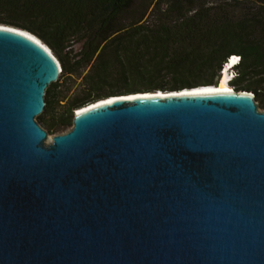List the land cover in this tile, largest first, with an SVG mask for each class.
Instances as JSON below:
<instances>
[{
  "label": "water",
  "instance_id": "water-1",
  "mask_svg": "<svg viewBox=\"0 0 264 264\" xmlns=\"http://www.w3.org/2000/svg\"><path fill=\"white\" fill-rule=\"evenodd\" d=\"M61 74L0 25V264H264L253 91L111 96L51 137L37 118Z\"/></svg>",
  "mask_w": 264,
  "mask_h": 264
},
{
  "label": "trees",
  "instance_id": "trees-1",
  "mask_svg": "<svg viewBox=\"0 0 264 264\" xmlns=\"http://www.w3.org/2000/svg\"><path fill=\"white\" fill-rule=\"evenodd\" d=\"M0 25L41 39L59 81L82 79L61 113L62 85L48 89L40 120L51 130L116 94L218 86L237 55L230 85L260 92L264 106V0H0Z\"/></svg>",
  "mask_w": 264,
  "mask_h": 264
},
{
  "label": "rangeland",
  "instance_id": "rangeland-1",
  "mask_svg": "<svg viewBox=\"0 0 264 264\" xmlns=\"http://www.w3.org/2000/svg\"><path fill=\"white\" fill-rule=\"evenodd\" d=\"M59 83H60V85H62L59 88L60 96L62 98H65V100L63 102H61V104L58 106L57 112L61 113L62 110L64 109L63 107L66 104V102L70 98L74 97V95H76L79 92L78 90L80 88V85L82 84V79H80V78H78L76 76H73V77L67 76L65 80H61V81H59ZM231 87L236 89V87H234V86H231ZM50 88H52V86ZM236 90L239 91V89H236ZM157 91H161V92H176V91H171V90H164V91L157 90ZM242 91H245V90H242ZM145 92H147V91L141 89V90H136L132 94L145 93ZM153 92H155V91H153ZM253 92L256 94V100H257V103L259 105L260 111L264 112V106L260 102V99H261V97H263V95L260 94V92H256V91H253ZM119 95H125V94L124 93H120V94H116L114 96H119ZM76 112L77 111H75L74 115H76ZM41 116H44V114H42ZM40 117L37 118V121L49 132L51 137L54 136V135H59V134L66 133V132L70 131L72 129V127H73V123H71V124L67 123V124H63V125L62 124L58 125L56 128H53L51 130V129L45 127V125L41 122Z\"/></svg>",
  "mask_w": 264,
  "mask_h": 264
},
{
  "label": "bare ground",
  "instance_id": "bare-ground-1",
  "mask_svg": "<svg viewBox=\"0 0 264 264\" xmlns=\"http://www.w3.org/2000/svg\"><path fill=\"white\" fill-rule=\"evenodd\" d=\"M236 61H237V59L234 58L232 60L231 64L226 66V69L222 73V77H221V80H220L218 86L198 87V88L195 89L196 90L195 92L196 93H204V92H208V91H226V90H230L231 89V86L229 85V81H230L229 73L231 72L230 68L233 67V66H236V64H237ZM169 93H171V92H169ZM172 93L175 94V92H172ZM165 94H166L165 92L162 93V95H165ZM142 95H144V94H138V96L136 94L131 95L132 96L131 99H133L134 97H142ZM112 101L113 100L111 99V102Z\"/></svg>",
  "mask_w": 264,
  "mask_h": 264
},
{
  "label": "clouds",
  "instance_id": "clouds-1",
  "mask_svg": "<svg viewBox=\"0 0 264 264\" xmlns=\"http://www.w3.org/2000/svg\"><path fill=\"white\" fill-rule=\"evenodd\" d=\"M231 60V58H230ZM229 60V62L226 64V66H228L229 64H231V61ZM239 64V63H238ZM238 64H236V66H238ZM236 66H233L231 67V72L229 73V78H230V81H229V85L233 82V78H234V73H233V69L236 67ZM231 86V85H230Z\"/></svg>",
  "mask_w": 264,
  "mask_h": 264
},
{
  "label": "built area",
  "instance_id": "built-area-1",
  "mask_svg": "<svg viewBox=\"0 0 264 264\" xmlns=\"http://www.w3.org/2000/svg\"><path fill=\"white\" fill-rule=\"evenodd\" d=\"M234 58L237 59V61H236L237 64L240 63L241 57H239V56H232L230 61L232 62V60H233Z\"/></svg>",
  "mask_w": 264,
  "mask_h": 264
}]
</instances>
